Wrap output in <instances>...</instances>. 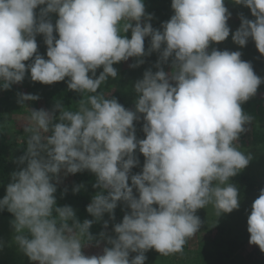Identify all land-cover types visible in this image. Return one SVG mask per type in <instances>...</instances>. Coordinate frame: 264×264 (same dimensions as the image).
I'll return each mask as SVG.
<instances>
[{
	"label": "clouds",
	"instance_id": "clouds-1",
	"mask_svg": "<svg viewBox=\"0 0 264 264\" xmlns=\"http://www.w3.org/2000/svg\"><path fill=\"white\" fill-rule=\"evenodd\" d=\"M232 2L254 17L239 14L235 31L225 0H171L173 15L159 29L144 0H0V89L21 84L28 74L32 82L65 81L70 91L96 93L101 83L117 77L114 64L136 58L129 65L135 68L159 53L158 70L146 69L133 85L135 110L96 95L76 112L63 110L60 101L51 111L32 109L36 131L17 161L26 166L10 174L0 199V211L14 217V242L31 262L145 264L149 250L182 252L203 226L200 210L211 206L220 217L240 209V189L231 179L253 158L237 147L252 119L241 105L256 95L264 78L241 51L212 45L231 34L234 44L243 48L251 40L264 56V0ZM38 6H44L39 16ZM39 34L47 59L38 53ZM169 58L172 71L165 72L161 65ZM18 96L20 103L39 99L32 93ZM141 116L145 135L137 139ZM137 150L145 159L133 174ZM84 171L95 176L98 191L85 207L93 219L80 222L71 205H57L55 193L61 173ZM83 187L74 185L73 194ZM118 204L128 211L113 225L114 235L102 231L97 239L90 228L105 213L114 220ZM244 212L248 244L264 254V188ZM83 234L87 243L79 238ZM101 241L110 245L102 254L83 253L86 245Z\"/></svg>",
	"mask_w": 264,
	"mask_h": 264
},
{
	"label": "rangeland",
	"instance_id": "rangeland-1",
	"mask_svg": "<svg viewBox=\"0 0 264 264\" xmlns=\"http://www.w3.org/2000/svg\"><path fill=\"white\" fill-rule=\"evenodd\" d=\"M144 3L146 13L153 14V19L150 22L155 29H159L162 22L169 20L173 15L171 0H144ZM225 5L232 13V17L228 23L233 31L240 25L239 14H243L249 19H254L250 10L243 5H236L232 0H225ZM35 11L38 14V10L36 9ZM124 23H126V21L121 22V29ZM121 34L125 35L123 32H121ZM126 35L130 38L131 31L129 30ZM36 41L38 53L47 58V46L44 43V37L39 34L36 36ZM149 47L150 37H146L145 50L147 51ZM212 47L219 48L220 50L228 49L231 51H241L242 59L250 61L256 74L264 78V56L257 51L253 41L249 40L245 47L240 48L232 42L230 34L227 40L220 44H214ZM158 57L159 53L153 52L151 55L143 58L144 63L142 65L135 68H130L129 65L133 64L136 58H130L127 62L114 64L113 66L118 72L117 77H109L105 82L101 83L97 90V96L111 99L116 98L115 95L121 93L124 102L135 110L137 94L133 89V85L138 79L142 78L146 69L151 68L153 72L158 70L155 67ZM161 67L165 72H171V58H169L168 63L162 64ZM100 71H102V68L97 70V75H99ZM33 83H35L34 86L38 88L39 95V99L36 101V108L32 106V104L35 103L34 101L20 103L19 97L17 96L15 100L7 102L9 105L5 110L0 108V147L2 148L3 155L6 154L5 161L7 160V163L12 165V170L15 169L13 172L26 166V163L20 165L17 161L26 151V136L32 135V133L36 131L35 122L31 119L32 109L39 110L43 108L51 111L55 102L60 101L64 106L63 110L76 112L79 110L81 103L87 104L90 97V92L81 93L68 90L65 81L57 82L52 85H44L39 82H32L31 84ZM28 85H30V83H28ZM28 87L30 86L22 88L21 93H28ZM11 92L12 91H10L7 96L14 97L15 94ZM116 99L119 102V99ZM122 105L125 107L124 104ZM241 107L244 113L249 115L252 119L245 127L246 130L244 131L247 144L237 142V147L246 154L250 153L253 158L249 165L239 173L247 175L249 177L248 180L239 181L235 178L231 179V182L236 184L240 189V209L220 217L215 215L211 206L200 210L198 215L204 221L203 226L187 240L182 252L165 255L155 250H149L145 253L147 257L145 264H204V261L209 259L212 253H214V255H218L217 253H228L231 258L237 260L235 262H241L243 259L247 258L253 250L257 249L248 244L244 209L250 207L251 202L258 196L259 190L264 188V143L255 140L253 137L254 128H260L264 133V83L259 86L256 95L243 103ZM56 115L58 116L59 113L57 112ZM142 125L143 117L141 116V119L135 122L137 139H139L140 135H145L142 131ZM50 134L51 133H49V135ZM41 135L44 134L41 133ZM138 154L139 151L137 150L136 156L139 160V165L132 169L133 174L140 172L144 163L145 158L142 154V156L139 157ZM3 171L2 178H0V185H5L10 182L8 170L4 169ZM95 179V176L88 171L75 175H68L67 177H64L63 173H61V182L57 186L68 188L69 184L73 181H77V183H83L91 187L94 191L92 193L93 196L98 191V189L93 188ZM249 180L261 183L262 185L257 189L250 188L248 186ZM134 195H138L135 193V190ZM58 204L60 205V203H57V205ZM125 211H128L127 207L124 204H118V207L115 209L114 220L109 219V215L105 213L101 220V224L103 227V221L107 220L108 227L106 229L103 227V231L108 235H114L112 230L113 225L122 221ZM12 220L13 219L0 215V264H34V262H31L29 258L19 250L18 245L14 242L16 233L11 225ZM25 235L29 234L25 233ZM79 238L82 243L88 242V240L85 239V234L80 235ZM97 239H99V237ZM105 246L110 247V245H106L105 241H101L99 246H96L95 242H93L90 245H86L82 251L87 256L100 255Z\"/></svg>",
	"mask_w": 264,
	"mask_h": 264
},
{
	"label": "trees",
	"instance_id": "trees-1",
	"mask_svg": "<svg viewBox=\"0 0 264 264\" xmlns=\"http://www.w3.org/2000/svg\"><path fill=\"white\" fill-rule=\"evenodd\" d=\"M44 7V6H38L37 10H38V14L37 16H39V11L40 8ZM52 16H49V18L51 19L53 25H55V21L57 19V15L55 13L49 14ZM54 35H56V33L54 32ZM41 36H43L41 34ZM58 38V36H57ZM47 59V58H45ZM30 62V61H29ZM26 62V63H29ZM28 83H30V85H28ZM32 82L30 81V75L26 74V78L25 80L21 83V84H14L12 85V87L9 90H3L0 89V108L2 110H5L6 107L9 105L7 102L11 101V100H15V97H19L18 94L21 93L22 88L28 87V93H32L34 95H38V88H36L35 83L31 84ZM12 91V94H15L14 97L11 96H7V94H9V92ZM97 92L96 93H89V95H96L97 96ZM116 98L119 99V103H122L125 105V108L127 109H131L134 110L133 107H131L129 104H126L124 102V100L122 99L121 93L118 95H115ZM37 100H35L34 104H32V106L34 108H36L37 106ZM33 102V101H32ZM249 124V123H248ZM246 124L245 127L248 125ZM34 133H32L33 135ZM32 135H27L26 139L28 140L30 138V136ZM264 133L263 131H261L260 128H254L253 129V137L255 138V140L257 141H261L264 143ZM144 135H140L139 139H143ZM245 135L244 132L240 134L239 140L238 142H240L241 144H247V140H245ZM8 152V151H7ZM6 155V154H5ZM5 155H3V151L2 148L0 147V178H2V174H3V170L7 169L8 171V175L10 176V174L13 172L12 170V165L10 163H7V160L5 161ZM138 156H142L140 153L138 154ZM235 179H238L239 181H245L248 180L249 177L247 175H243V174H238L237 176L233 177ZM95 183V181H94ZM7 184V183H6ZM6 184L5 185H0V199L3 198V196L5 195V190H6ZM83 183H77V181H73L71 184L68 185V191L66 194H63V191L65 189V187H61V186H57V192L55 193L56 195V199H57V203H60V205L58 204V206H64V205H71L73 207V209L76 212V217L78 218V220L80 222H83L85 219H93L92 216H90L86 210L85 207L88 203H90V199L92 198V193L94 192L92 190L91 187H88L87 185H84V187L76 194H73L72 188L74 185H80ZM262 184L261 183H257L254 181H248V186L250 188H259ZM0 215L2 216H6L10 219H14V217L7 211V210H3L0 211ZM71 224V221L69 222ZM90 233L98 238L99 237V233H101L103 231V227L101 224V221H97L95 223H93L92 227L90 228ZM85 239L88 240L87 235L85 234ZM218 255H214V253H212L209 257V259H206L204 261V264H237V263H241V264H264V254L260 253V251L258 249L253 250L248 256L247 258L243 259V261L241 262H235L237 261L235 258H231L230 254L228 253H217ZM136 255L135 253L130 254V258L131 256Z\"/></svg>",
	"mask_w": 264,
	"mask_h": 264
}]
</instances>
